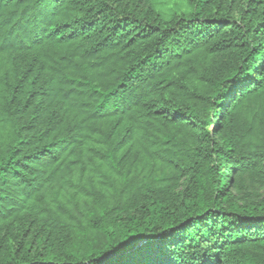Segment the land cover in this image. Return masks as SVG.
<instances>
[{"label":"trees","instance_id":"obj_1","mask_svg":"<svg viewBox=\"0 0 264 264\" xmlns=\"http://www.w3.org/2000/svg\"><path fill=\"white\" fill-rule=\"evenodd\" d=\"M0 264H264V0H0Z\"/></svg>","mask_w":264,"mask_h":264}]
</instances>
